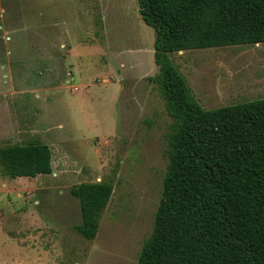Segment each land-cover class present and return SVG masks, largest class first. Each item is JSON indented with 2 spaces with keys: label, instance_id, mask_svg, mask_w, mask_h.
Listing matches in <instances>:
<instances>
[{
  "label": "rangeland",
  "instance_id": "rangeland-1",
  "mask_svg": "<svg viewBox=\"0 0 264 264\" xmlns=\"http://www.w3.org/2000/svg\"><path fill=\"white\" fill-rule=\"evenodd\" d=\"M154 41L137 0H0V147L38 139L53 163L17 178L0 165V264H136L173 123ZM170 59L206 109L264 98V42ZM100 180L114 190L89 239L71 187Z\"/></svg>",
  "mask_w": 264,
  "mask_h": 264
},
{
  "label": "trees",
  "instance_id": "trees-1",
  "mask_svg": "<svg viewBox=\"0 0 264 264\" xmlns=\"http://www.w3.org/2000/svg\"><path fill=\"white\" fill-rule=\"evenodd\" d=\"M155 31L156 75L173 118L168 163L154 224L136 264H264V98L204 108L172 52L264 42V0H137ZM11 178L53 172L41 140L0 147ZM114 187L107 181L71 187L82 221L96 237Z\"/></svg>",
  "mask_w": 264,
  "mask_h": 264
},
{
  "label": "crops",
  "instance_id": "crops-1",
  "mask_svg": "<svg viewBox=\"0 0 264 264\" xmlns=\"http://www.w3.org/2000/svg\"><path fill=\"white\" fill-rule=\"evenodd\" d=\"M53 164V163H52Z\"/></svg>",
  "mask_w": 264,
  "mask_h": 264
}]
</instances>
